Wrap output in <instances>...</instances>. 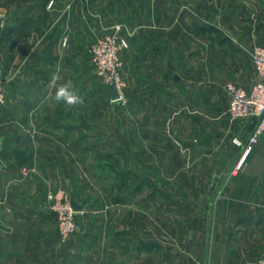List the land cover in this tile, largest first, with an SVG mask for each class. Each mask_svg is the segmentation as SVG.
Returning a JSON list of instances; mask_svg holds the SVG:
<instances>
[{"label":"rangeland","instance_id":"1","mask_svg":"<svg viewBox=\"0 0 264 264\" xmlns=\"http://www.w3.org/2000/svg\"><path fill=\"white\" fill-rule=\"evenodd\" d=\"M43 1L0 0V39L5 34L4 41L11 43L6 48L8 53L17 54L21 61L25 56L39 54L38 59L34 57L38 67H33L26 78V83H33L32 91L12 92L5 85L6 100L0 104L1 244L5 247L9 241L12 245L15 242L10 239L12 226L4 215H18L15 225L23 232L16 238L23 247L29 240H36L38 232L34 231L42 226L38 215L43 212V248L48 251L42 254L46 262L51 258L56 264H220L214 259L215 244H227L228 236L236 231L232 226L223 229L216 225V199L222 189L203 186L199 166L193 169L187 156L169 151L166 141L158 142L160 150L153 156L151 135L142 140L136 131L139 117L135 102L143 97L144 105L150 109L152 100L167 98L166 92L159 97L154 88L166 83L159 78L157 68L165 67L168 60L145 53L157 47V43L152 44L153 27L157 29L158 21L190 19V9L194 21L200 14V0H61L60 7L75 1L87 6L79 10L73 28V35L84 40V46L74 60L67 57L73 63L64 64V80L75 83L84 104L79 108L64 105L62 110L54 105L46 111ZM56 3L57 0L49 9L52 18L67 16L68 10H57ZM213 4L211 8H215V1ZM215 13L213 10L202 14L213 21L223 15ZM88 15L93 18L88 21L89 30L84 28ZM117 22L125 25L129 46L123 53L121 70L124 98L113 100L109 94L111 85L97 74L88 50ZM76 26H80V32ZM159 30L167 34V29ZM186 30L190 36L185 43L183 37L175 44L168 45L167 39L160 43L166 50L171 46L179 53L185 47L190 53V59L173 61L177 77L185 83L176 88L177 98L191 95V99L199 100L202 88L209 103L228 99L229 105L226 83L235 81L249 87L257 81L256 77L253 79L255 70H248L255 45L264 44L244 42L241 37L247 28L209 24L206 28L193 25ZM1 50L5 51L2 47ZM223 114L229 117L227 111ZM43 116L49 122H43ZM61 121L65 123L62 125ZM255 122L240 126L247 129L248 124ZM146 124V132H150L151 122ZM56 126L73 132L75 140L65 139L58 151L47 152L43 150V131ZM238 150L241 153L240 147ZM214 174L211 172L210 176L214 178ZM59 188L83 205V212L77 215L79 226L66 240L60 235L58 218L50 209L47 196L50 190ZM263 231L239 240L244 245L242 264L264 256ZM16 255L17 259L28 257L27 252Z\"/></svg>","mask_w":264,"mask_h":264},{"label":"crops","instance_id":"2","mask_svg":"<svg viewBox=\"0 0 264 264\" xmlns=\"http://www.w3.org/2000/svg\"><path fill=\"white\" fill-rule=\"evenodd\" d=\"M49 1H43V111L54 105L57 106L56 108H61V110L64 108V104H58L51 98L47 84L52 74L57 71L65 79L67 69L64 64L67 65L68 63L70 65L73 63L68 62L69 58L67 57L69 56L71 60H74L84 46V40H81L77 35H73V28L78 20L79 10L87 7L85 4L84 6L79 5L78 1L72 4L68 2L66 5L63 3V7H60L62 1L57 0L59 3L55 5L57 10H68L69 16L52 18L49 9L54 4L49 7ZM214 1L215 8H211V5L214 6ZM214 1L200 0L201 3H199L198 8L200 14L194 21H191V9L189 11L190 19L187 20L179 18L177 21L169 20L166 23H159L157 20V29L153 27L152 31V44L157 43V47L154 46L145 53L150 52L155 59L168 60L165 67L157 68L159 78L165 80L166 83L157 84L154 88V92H157L159 97L161 93L163 95L166 92L167 98L162 101L152 100L150 109L148 105H144L143 97H141V101L135 102L136 114L139 117L136 131L138 137L142 140L145 139V136L148 138L151 135L153 156L158 155L159 143L166 141L169 151L187 156L189 165L193 169H196L194 166H199L198 171H201L200 182L203 183V186L211 189L216 188V190L222 189L221 196L216 199L214 213L218 221L216 225H221L223 229L232 226L236 228V231L228 236L227 244L222 246L215 244L213 249L214 259L218 260L220 264H242L245 256L242 249L244 245H241L242 241L239 240H243L245 236H249L257 230H264V137H261L254 146L241 172L235 173L233 168L240 150L232 143V139L240 134L242 136L250 134L254 125L250 123L247 129H243L240 125L249 122V120L231 121L227 115L223 114L228 109V99L223 100L221 103L213 102L211 104L207 95L202 94V88L199 91V100L191 99V95L189 97L184 96L183 99L177 98L175 95L176 88L185 85V83L182 81L183 78L178 77L176 79L177 73L173 61L181 58L184 60L190 59V53H186L185 47L183 52L179 53H176L174 47L170 48L171 46H169V50L160 47V43H164L166 39L168 45L177 43L178 40L180 41V37H183L182 43H185L186 37L190 36V32L186 30L187 28L189 29L193 25L206 28L209 24H215V26L222 28L235 26L247 28V31H245L246 37H241L244 42L264 44V0ZM55 2L56 0L53 3ZM157 10L159 11V8ZM213 10L216 15L218 13L223 15L221 17L217 15L213 21L212 18L202 14ZM86 18L88 25L84 28L89 30L90 24L88 21H92L93 18L90 15ZM160 27L167 29V34H164L167 38L160 32ZM76 28L80 32V26H76ZM179 28L183 30L180 31ZM1 32L2 30H0ZM5 36V34L2 36V41L0 39V68L4 87L6 85L8 90L12 92L32 91L33 83H26V78L32 73L33 67H38L34 57L38 59L39 54L36 53L34 57L29 54L30 56L23 57L21 61L17 54L12 55L6 50L11 43L4 41ZM132 40H130L131 43ZM1 47L5 51H2ZM248 71L255 73L252 60H250ZM255 77L258 79L256 73L253 79ZM249 87L251 86L249 85ZM212 108L216 109L215 112H210ZM47 119L43 116V122H49L46 121ZM149 121L151 122V130L146 132L148 127L146 123ZM57 122L56 119L55 123ZM63 123L65 121L60 122L62 125ZM49 130L45 129L43 131V150L46 149L47 152L58 151L63 140L73 137L74 134L64 129L63 126H56L49 128ZM123 133L126 135L127 132L124 131ZM73 138L75 140V137ZM87 138L90 139L88 136ZM138 150L143 154L142 147H139ZM167 155H169V152ZM211 172L215 173L214 178L210 176ZM4 216L9 220L8 225L12 226L13 232L12 235L10 234V239L13 238L12 240L15 242L12 245L9 241V244L5 247L0 242V264H56V261L51 262V258L48 262L43 261L42 253L48 251V249L43 248V212L38 215L42 226L39 227L38 231H34L38 232L36 240L34 242L29 240L30 243L26 242L23 247L18 245L16 238L22 234L21 231L23 232L21 229L19 231V228H16L15 225V221L19 218L18 215ZM24 233L28 234L25 231ZM224 235L226 236L225 233ZM252 243L256 244V241L252 240ZM251 248L254 249V246ZM18 252H27V259H17L16 254ZM29 253L32 254L29 256ZM29 257L31 258L28 259ZM5 258L7 261L4 260Z\"/></svg>","mask_w":264,"mask_h":264},{"label":"built area","instance_id":"3","mask_svg":"<svg viewBox=\"0 0 264 264\" xmlns=\"http://www.w3.org/2000/svg\"><path fill=\"white\" fill-rule=\"evenodd\" d=\"M50 0L48 6H52ZM128 33L125 25L117 22L110 31L96 38L89 47L91 61L97 74L109 85L115 84L119 98H124L125 82L122 78L123 53L129 46ZM66 40V39H65ZM64 40V43L66 42ZM252 63L257 74V81L251 87H245L235 81L226 83L229 94L227 113L231 121L256 120L252 132L246 136L241 134L233 137L232 143L241 148V153L234 165V172L244 168L247 157L264 134V45H255ZM6 100L0 68V104ZM49 207L58 218L59 231L63 240L77 229V215L83 210H76L72 205V195L64 189H53L48 192ZM247 264H264V256L250 260Z\"/></svg>","mask_w":264,"mask_h":264},{"label":"clouds","instance_id":"4","mask_svg":"<svg viewBox=\"0 0 264 264\" xmlns=\"http://www.w3.org/2000/svg\"><path fill=\"white\" fill-rule=\"evenodd\" d=\"M47 89L51 98L58 104L62 103L68 107L79 108L84 104V97L71 80H64L59 71L54 72L48 81Z\"/></svg>","mask_w":264,"mask_h":264},{"label":"water","instance_id":"5","mask_svg":"<svg viewBox=\"0 0 264 264\" xmlns=\"http://www.w3.org/2000/svg\"><path fill=\"white\" fill-rule=\"evenodd\" d=\"M176 79H178L177 76H176ZM110 97H111V99H113V100H116V99L119 98V92H118V90H117L115 84H112V85L110 86ZM262 137H264V134L262 135ZM72 205H73L74 209H76V210H82V208H83V205L80 204V203H78V202L74 199L73 196H72ZM76 226H77V227L79 226V222H76Z\"/></svg>","mask_w":264,"mask_h":264},{"label":"trees","instance_id":"6","mask_svg":"<svg viewBox=\"0 0 264 264\" xmlns=\"http://www.w3.org/2000/svg\"><path fill=\"white\" fill-rule=\"evenodd\" d=\"M252 125H254V124H252Z\"/></svg>","mask_w":264,"mask_h":264}]
</instances>
